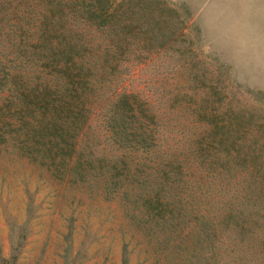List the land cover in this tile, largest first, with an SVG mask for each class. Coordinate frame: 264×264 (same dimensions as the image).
Here are the masks:
<instances>
[{"label":"rangeland","instance_id":"rangeland-1","mask_svg":"<svg viewBox=\"0 0 264 264\" xmlns=\"http://www.w3.org/2000/svg\"><path fill=\"white\" fill-rule=\"evenodd\" d=\"M165 1L188 14L171 24L182 35L133 46L151 55L144 62L103 69L109 97L132 95L123 131L93 90L75 135H39L52 109L18 103L9 87L38 75L52 84L53 73L21 63V43L37 38L20 35L26 23H1L0 264H244V221L227 225L219 204L231 191L264 199V79L204 23L213 0Z\"/></svg>","mask_w":264,"mask_h":264},{"label":"trees","instance_id":"trees-1","mask_svg":"<svg viewBox=\"0 0 264 264\" xmlns=\"http://www.w3.org/2000/svg\"><path fill=\"white\" fill-rule=\"evenodd\" d=\"M15 17L18 25L22 22L27 25L20 35L37 36L31 43H21L18 54L21 63H28L31 68L39 65L48 68L53 73V83L38 75L39 80L34 83L9 87L13 90L11 98L20 104L39 105L45 111L52 109L49 124L43 125L38 134L52 133L59 137L68 132L76 134L89 112L82 94L93 90L105 92L106 112L113 127L117 122L119 131H123L124 110L130 112L129 117L134 116L132 102L128 100L131 94L121 92V96L109 97L116 94V85L110 86L112 79L104 78L103 69L115 70L130 59L131 63L144 62L151 55L148 51L129 54L133 46L141 51L149 45L154 49L164 47L165 38L174 40L183 33L171 29L174 18H179L181 26L189 18L185 9L183 17H178L176 8L164 0H0V26ZM89 48L96 51L86 57ZM12 59H8L9 67L16 65L11 63ZM104 87L107 91H103ZM59 114L63 117L67 114L73 125L65 127L57 118ZM173 172H165L169 183ZM219 207L225 209L227 225L230 221L234 227L244 221V239L241 234L244 264H264V199L246 198L244 192L231 191ZM253 260L255 263H249Z\"/></svg>","mask_w":264,"mask_h":264},{"label":"clouds","instance_id":"clouds-1","mask_svg":"<svg viewBox=\"0 0 264 264\" xmlns=\"http://www.w3.org/2000/svg\"><path fill=\"white\" fill-rule=\"evenodd\" d=\"M204 23L238 67L264 79V0H213Z\"/></svg>","mask_w":264,"mask_h":264}]
</instances>
